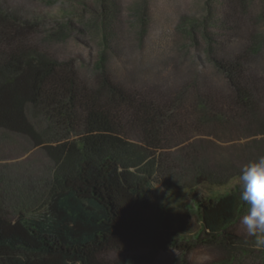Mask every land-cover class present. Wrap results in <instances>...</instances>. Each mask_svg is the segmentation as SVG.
Here are the masks:
<instances>
[{
  "label": "trees",
  "instance_id": "1",
  "mask_svg": "<svg viewBox=\"0 0 264 264\" xmlns=\"http://www.w3.org/2000/svg\"><path fill=\"white\" fill-rule=\"evenodd\" d=\"M147 6H133L139 39ZM98 11L103 52L81 74L41 48L49 38L35 39L41 32L15 2L0 0V131L30 138L53 162L44 201L14 212L0 203V264H148L170 250L175 264H191L198 248L234 246L237 197L212 190L210 164L221 173L264 158V0H210L182 21L193 43L201 31L210 72L177 56L143 77L127 62L121 77L108 69L109 52L120 56L112 47L120 8L99 0ZM230 132L252 147L208 152ZM188 142L201 147L178 164L212 189L196 203L200 230L186 241L154 195L169 177L168 146L181 152ZM113 251L121 257L109 259Z\"/></svg>",
  "mask_w": 264,
  "mask_h": 264
},
{
  "label": "rangeland",
  "instance_id": "2",
  "mask_svg": "<svg viewBox=\"0 0 264 264\" xmlns=\"http://www.w3.org/2000/svg\"><path fill=\"white\" fill-rule=\"evenodd\" d=\"M21 9L22 14L34 23L41 35L49 38L41 48L60 61H71L81 74L92 69L100 57V27L98 11L99 0H11ZM140 0H116L120 8L118 40L112 42L119 57L109 52L108 69L118 76H123V64L139 77L154 72L168 58L182 56L186 66L195 62L207 72L211 65L206 55L208 45L203 36L198 35L197 43L187 37L181 27L188 17H200L203 8L210 0H146L148 4L145 32L141 39L136 35L137 25L133 15V6ZM210 31L213 29L210 28ZM202 35V34H201ZM117 47V48H116ZM202 63H201V62ZM54 133L55 130H52ZM63 135V133L60 132ZM220 136V135H219ZM50 140V139H48ZM46 140V143L49 141ZM206 145L208 152L222 149L236 151L244 149L249 142L247 136L230 132ZM192 141V140H191ZM194 142V140H193ZM195 142H197L195 140ZM190 144V145H189ZM187 148L180 152L174 144L168 146L165 155L168 179L158 180L155 199L172 215L175 228L187 241L199 233L200 225L195 216L196 203L212 188L200 183L202 176L195 175L187 167L178 164V157L191 153L201 147V143L188 142ZM224 150V151H225ZM221 150L220 152H224ZM236 153V152H235ZM214 161V159L212 158ZM211 161L214 174L209 181L216 193H233L237 197V212L230 227L238 240L234 246H221L220 253H211L205 248H198L189 256L191 264H215L235 261V264H264V247H257L254 237L249 236L242 220L248 215L249 206L241 199L240 171L242 165L234 162L232 169L221 173ZM53 162L47 153L34 142L21 134L0 131V203L14 212L18 209L31 210L45 200L51 178ZM219 170V169H218ZM206 179V178H203ZM220 183V186H215ZM213 252V251H212ZM109 259L121 257L118 252H111ZM179 258L177 251L160 252L148 264H175Z\"/></svg>",
  "mask_w": 264,
  "mask_h": 264
},
{
  "label": "clouds",
  "instance_id": "3",
  "mask_svg": "<svg viewBox=\"0 0 264 264\" xmlns=\"http://www.w3.org/2000/svg\"><path fill=\"white\" fill-rule=\"evenodd\" d=\"M241 199L249 206L242 220L257 247H264V158L254 161L240 171Z\"/></svg>",
  "mask_w": 264,
  "mask_h": 264
}]
</instances>
